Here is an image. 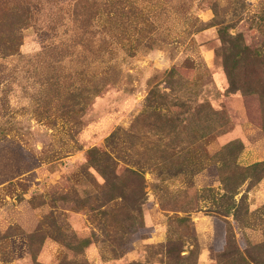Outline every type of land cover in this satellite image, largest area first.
Instances as JSON below:
<instances>
[{
    "label": "rangeland",
    "instance_id": "374dc122",
    "mask_svg": "<svg viewBox=\"0 0 264 264\" xmlns=\"http://www.w3.org/2000/svg\"><path fill=\"white\" fill-rule=\"evenodd\" d=\"M145 5L150 34L130 29L99 66L70 47L46 80L25 74L44 39L24 31L0 100V264H170L168 242L187 264H264V0ZM93 147L144 174L107 215Z\"/></svg>",
    "mask_w": 264,
    "mask_h": 264
},
{
    "label": "trees",
    "instance_id": "16d2710c",
    "mask_svg": "<svg viewBox=\"0 0 264 264\" xmlns=\"http://www.w3.org/2000/svg\"><path fill=\"white\" fill-rule=\"evenodd\" d=\"M141 1L143 0H104L99 5L94 0H0V100L7 98L13 80L23 71L17 66H11L10 62L21 55L20 48L26 29L36 28L44 39V46L34 59L36 65L33 69H27L25 74L28 76L30 73L28 78L34 75L39 77V81L46 80L54 65L60 67L65 63L70 47L77 46L92 51L90 58H84L81 64L88 59L86 63L99 66L106 48L114 47L113 44L119 41L124 44V34L128 41L132 39V34H129L132 29L150 34L153 30L147 29L148 26L152 27L150 16L156 14H151V6H141ZM48 2H53L55 6L50 16L42 18L39 14L47 9ZM141 23L145 26H140ZM231 83L237 88V85ZM36 93L42 92L37 88ZM34 96L37 95H31L40 100ZM112 136L117 138V134ZM114 141L113 139L110 144ZM86 160L101 173L105 185L109 186L107 191L94 197L99 214L107 215L111 210L124 208L125 180L138 183L141 192L144 191V174L139 169V163L127 159V156L119 158L114 156L113 150L93 147L87 152ZM120 160H127L132 165L131 168L121 166L118 162ZM98 187L103 188L100 185ZM102 207L105 210H100ZM111 244L119 247V251L124 247V242L112 240ZM162 247L170 264H187L190 259V255H182L183 249L178 242H168ZM83 264L88 263L85 261Z\"/></svg>",
    "mask_w": 264,
    "mask_h": 264
}]
</instances>
